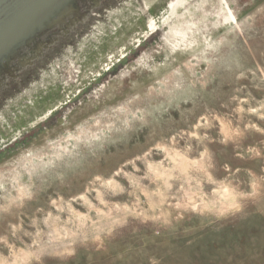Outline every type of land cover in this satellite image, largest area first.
<instances>
[{"label":"rangeland","instance_id":"obj_1","mask_svg":"<svg viewBox=\"0 0 264 264\" xmlns=\"http://www.w3.org/2000/svg\"><path fill=\"white\" fill-rule=\"evenodd\" d=\"M171 1L77 0L0 74V264H264V0L196 7L208 50Z\"/></svg>","mask_w":264,"mask_h":264},{"label":"water","instance_id":"obj_2","mask_svg":"<svg viewBox=\"0 0 264 264\" xmlns=\"http://www.w3.org/2000/svg\"><path fill=\"white\" fill-rule=\"evenodd\" d=\"M76 10L77 0H0V74L19 52L65 24Z\"/></svg>","mask_w":264,"mask_h":264},{"label":"bare ground","instance_id":"obj_3","mask_svg":"<svg viewBox=\"0 0 264 264\" xmlns=\"http://www.w3.org/2000/svg\"><path fill=\"white\" fill-rule=\"evenodd\" d=\"M205 0L202 2L200 0H172L168 7L166 8V13L164 17H160L158 20L150 21L148 23V28L151 30L153 33L160 30L161 28H167V33H168V41L170 44L174 45V47L177 49L179 47H184L188 45L194 47H197L198 45L200 47H203V50H208L210 48V45L213 47L216 46V44H221L224 42L223 37H219L217 40V43H214V41L209 42L208 39L205 40L203 43H199L196 40V33L191 32L192 29V23H195V17L194 15L191 14L192 11H194V14H198V8L199 7L200 11H203V14L199 15V17L206 19V11L205 10ZM238 11H240V7L237 4H231L227 0H219L218 3L215 5V13H216V18H217V23L216 26H214V29L221 30L222 28L220 27V21L224 20V25H231L230 30H234L235 35L237 34V29L240 25L241 22V16H238L233 13L234 8ZM182 9V16L179 21L176 22V24L173 27H170L171 24H173L176 18V13L179 9ZM73 13V12H72ZM70 15V16H69ZM69 18H75L77 15L76 13H71L69 14ZM74 16V17H73ZM223 17V19H222ZM221 33V32H220ZM177 35V36H176ZM176 40V43H175ZM9 71V69L7 70ZM11 72V70L9 71ZM11 74V73H10ZM10 77V76H9ZM8 79V77H7ZM9 81L11 79H8Z\"/></svg>","mask_w":264,"mask_h":264}]
</instances>
